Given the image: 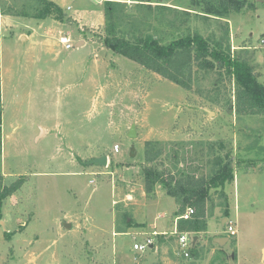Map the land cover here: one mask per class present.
<instances>
[{
	"label": "rangeland",
	"instance_id": "obj_1",
	"mask_svg": "<svg viewBox=\"0 0 264 264\" xmlns=\"http://www.w3.org/2000/svg\"><path fill=\"white\" fill-rule=\"evenodd\" d=\"M119 1L106 17L107 0H77L93 12L86 24L66 8L71 0L56 1L62 21L35 18L42 0H0V194L23 180L0 201V264H264V116L236 113L224 68L194 67L184 90L104 44L197 35L264 86V0ZM146 143L160 152L152 163ZM100 158L106 166L90 164ZM229 161L232 178L209 188L206 230L189 233L187 256L175 213L155 221L164 236L134 228L145 169L219 185ZM142 210L149 226L153 209ZM146 237L153 248L134 251Z\"/></svg>",
	"mask_w": 264,
	"mask_h": 264
},
{
	"label": "trees",
	"instance_id": "obj_2",
	"mask_svg": "<svg viewBox=\"0 0 264 264\" xmlns=\"http://www.w3.org/2000/svg\"><path fill=\"white\" fill-rule=\"evenodd\" d=\"M43 7L35 18L43 20L55 15V19L62 21L60 7L48 0H42ZM113 3L107 1L103 8L104 16L112 13ZM207 13H214L210 8L203 9ZM105 46L114 54L125 57L146 70L156 73L160 77L178 85L184 90H190L193 68L218 67L224 68L228 77L235 85V111L243 115L264 116V86L258 81L255 73L245 63L231 57L222 50L212 48L200 36H185L167 44H162L155 38H123L107 37ZM1 104V103H0ZM1 110V106H0ZM146 143L144 158L147 163L154 162L160 155L159 151L151 153ZM226 171L219 177L220 184H208L204 178L187 177L174 180L172 177L164 179L162 174L153 168L145 169L144 190L150 194L155 184H160L166 194L173 197L178 209L175 213L179 218L187 208H192L194 214L190 219L179 218L176 222L177 233H198L206 230L205 201L209 188L222 187L229 183L232 164L225 163ZM19 179L9 187H4L0 194V201L14 194L22 185Z\"/></svg>",
	"mask_w": 264,
	"mask_h": 264
},
{
	"label": "crops",
	"instance_id": "obj_3",
	"mask_svg": "<svg viewBox=\"0 0 264 264\" xmlns=\"http://www.w3.org/2000/svg\"><path fill=\"white\" fill-rule=\"evenodd\" d=\"M57 0H53L52 2L57 4L59 2H56ZM77 0H71V2L67 3L66 8L75 15H83V14H87V15H83V19L85 22H87L86 24H89V22L92 21V14L93 12H86L85 10H83L81 7V4H76ZM110 2H116L117 0H107ZM119 2H126L124 0H120ZM59 6V5H58ZM60 7V6H59ZM62 7V6H61ZM102 13V11H101ZM100 13V15H102ZM104 13V11H103ZM79 15V16H80ZM74 18V17H73ZM76 20V19H75ZM81 22V21H80ZM84 26H86L85 23H82ZM88 26V25H87ZM177 139H170V141H176ZM183 140V139H181ZM139 192L138 193V198H133L132 201H137L136 203L133 204L134 207H136L134 209L135 212V216H134V228L136 229H140V230H146L147 228H149L152 232L153 235H156L158 237L160 236H164L166 231L164 230V226L163 225H158L155 221L157 219H165L168 220V216H173L174 213H176V202H174V198L167 195L164 190L161 189L160 186H157L155 189V192L153 191L150 194H146L145 190H144V182L143 184H140L139 187ZM176 204V205H175ZM140 208V209H139ZM143 208H148V209H153L150 217L153 219V223H149V226H147V224L144 222L145 218L148 217L146 213L143 212ZM176 211V212H175ZM174 217V216H173ZM226 219H223L222 222H224ZM156 223V224H155ZM209 224V222H208ZM176 230V222L175 224L173 223V230L172 232H174ZM143 232H139L138 234H141Z\"/></svg>",
	"mask_w": 264,
	"mask_h": 264
},
{
	"label": "built area",
	"instance_id": "obj_4",
	"mask_svg": "<svg viewBox=\"0 0 264 264\" xmlns=\"http://www.w3.org/2000/svg\"><path fill=\"white\" fill-rule=\"evenodd\" d=\"M96 2H104V0H93ZM69 9V8H68ZM261 44H264V38L261 39L260 41ZM59 44L63 47L64 50L68 51L71 50L73 48V45L71 43V39L65 36H61L59 38ZM114 152L117 153L118 152V147L115 146L114 147ZM194 214V210L192 208H187L184 212V214L179 217L182 219H190L192 217V215ZM226 234L228 235V237H234L237 234V230L232 226V225H227L226 226ZM175 234L180 235L179 236V245L181 248H183V254L185 256L188 255L189 252V248H190V237H189V233H177V230L174 231ZM153 241L150 238H145V240L143 242H137L133 244V250L139 253L144 252L147 249H152L153 248Z\"/></svg>",
	"mask_w": 264,
	"mask_h": 264
},
{
	"label": "water",
	"instance_id": "obj_5",
	"mask_svg": "<svg viewBox=\"0 0 264 264\" xmlns=\"http://www.w3.org/2000/svg\"><path fill=\"white\" fill-rule=\"evenodd\" d=\"M135 135H136L135 128H134V126H131L129 129L128 137L134 138ZM90 164H98L100 166H106L107 160H106V158L94 159L90 162ZM214 241H215V243H217V245L222 246L225 242L228 241V238L219 237V238L214 239ZM263 254H264V252H263Z\"/></svg>",
	"mask_w": 264,
	"mask_h": 264
}]
</instances>
